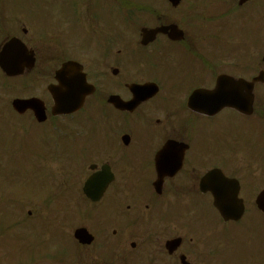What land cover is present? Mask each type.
Masks as SVG:
<instances>
[{
  "label": "flooded vegetation",
  "instance_id": "af4514ba",
  "mask_svg": "<svg viewBox=\"0 0 264 264\" xmlns=\"http://www.w3.org/2000/svg\"><path fill=\"white\" fill-rule=\"evenodd\" d=\"M85 2L88 5L74 6L71 0L70 6V0H61L62 8L49 10V21L56 27L68 24L77 28L80 43L76 60L93 63L95 69L93 75L87 73L95 85V92L89 96L92 98L87 99L98 111L100 122L89 140L82 139L87 144L80 151L78 173L87 170L88 176L98 174L100 184L106 177L112 178L97 202L87 199L82 188L79 196L75 183L52 190L55 202L69 199L71 191L79 201L101 206L107 215L104 230L90 231L93 239L89 245L70 240L76 249L74 257L81 264L100 263L103 247L109 249V264H212L218 254L210 247L208 254L205 252L206 238L213 230L220 232V227L204 229V207H208V222L223 227L238 224L240 228L239 251L229 254L228 247L220 248L222 264H264V212L256 205L257 197L264 192V167L260 165L264 159L244 154L243 148L229 139V133L236 129L223 123L225 115L249 126L256 114L264 121V107L257 108L258 91L264 90V85H254L250 116L232 109L216 111L215 107L205 115L196 110L201 105L208 110V103L201 104L200 97L189 105L187 101L193 91L213 89L221 74L251 80L264 68L259 63L245 71L244 64L232 55L212 56L208 54L211 43L202 37L195 45L186 39L183 45L173 46L161 36L160 44L173 50L167 67L149 64L150 55L141 52L140 41L127 44L124 60H114L113 10L108 7V12H101L89 5L97 0ZM15 11L13 15L20 18L26 8ZM10 14L0 13V21ZM197 14L193 11L189 18ZM6 22L9 25L11 20ZM191 33L187 28L186 34ZM7 36L0 37V45ZM44 41L50 47L42 61L48 62H59L67 46H76L73 38L63 39L57 30ZM110 97H114L112 104L108 102ZM102 169L104 175H100ZM213 170L237 182L232 188L223 187L219 195L225 201L236 197L241 200L244 211L237 222L222 219L214 207L210 185L208 191L201 190L202 178ZM59 245L55 236L48 248L58 249Z\"/></svg>",
  "mask_w": 264,
  "mask_h": 264
},
{
  "label": "rangeland",
  "instance_id": "374dc122",
  "mask_svg": "<svg viewBox=\"0 0 264 264\" xmlns=\"http://www.w3.org/2000/svg\"><path fill=\"white\" fill-rule=\"evenodd\" d=\"M137 3H142L143 0H135ZM157 0H146V2L151 3ZM230 0H226L225 3H229ZM32 6L35 8H52L55 7L54 0H32ZM239 26H231L230 32L235 42L227 43L224 49V53H229L237 58V61H241L243 57L251 59L252 55L249 57L247 55H238L236 50L241 45L245 48L251 47L253 50L254 46L252 42H255L256 28L253 27L254 23H264V12L260 13L259 10L254 8L246 9L245 12L240 11L237 13ZM253 16V17H252ZM256 17V18H255ZM121 27L118 26L117 29ZM229 31L226 26H222V31ZM245 35V37L242 36ZM240 36L249 41L240 40ZM262 43V42H261ZM41 46V45H40ZM233 47L234 49H232ZM220 51V50H219ZM217 54V53H216ZM44 63H38L37 67L30 73L22 75L17 79L2 81L0 78V104L3 106H9V102L13 98H20L26 96H39L43 97V92L45 86L51 81L52 73H50L55 66L50 70L48 66V74H42L44 68ZM53 66V65H52ZM49 77L48 82L44 86V81ZM6 79V78H4ZM18 80V81H17ZM15 84H13V82ZM31 88L33 89L31 91ZM25 94V95H24ZM4 112V110H3ZM2 111L0 110V114ZM6 115L8 119L2 117L8 122L9 130L4 126H1L0 130V264H35L36 255L41 257L42 253H36L35 250L39 245L47 246V238L54 231L57 238L60 240V245L58 249L51 250L47 247L48 259L51 264H72L69 263V259L75 255L76 249L71 244L69 239L66 237L67 234H72L74 228L86 223L87 219L81 220L82 214L88 211V208L83 205V202L78 201V196L69 191V196H74V200L70 199L66 207H56L55 200L53 202L49 201V206L53 207L54 213H49L51 209L49 206L44 205L42 202L48 201L51 194L47 190L48 182L43 185L38 184L41 180L40 175L48 170V167L37 172V166L45 163V159H41L35 155L31 147L30 142L32 134L28 128L23 130V126L31 125V121L27 115L22 120H14L15 124L21 129L19 133L20 139L24 142L19 148V152L16 154H11L8 151V146H11L12 131H10L11 123L15 118L9 109L6 110ZM11 118V119H10ZM74 117L73 119H75ZM224 124L228 125V128H234L236 131L234 133H229V139H233L237 142L246 155H250L253 158L260 157L264 159V131L259 125L258 121L252 120L249 122L250 126L243 124V121L239 118L231 115H225ZM19 139V140H20ZM35 139V138H34ZM17 140V139H16ZM39 141V138L35 139ZM33 145V143H32ZM66 145L62 144V152L60 155L65 154ZM67 155L71 158H75L77 155L76 150L67 151ZM82 157V156H81ZM80 157V158H81ZM252 161V159H250ZM264 167V162H261ZM49 165V162L47 163ZM77 166L75 169L78 170V161L75 162ZM54 165H52L53 167ZM59 168V166H58ZM69 169L70 168L68 166ZM55 173V171L53 170ZM58 174H55V180L60 188L61 180ZM78 187H76L77 189ZM35 198L38 201L36 202ZM81 203L82 205H77ZM31 212L29 215L28 212ZM20 212L21 214L19 215ZM65 221L60 220L61 216ZM51 216V217H50ZM54 216V227L58 228L61 223V229L54 228L51 222H47L46 218H51ZM101 217H107L106 214L96 211L93 214V218L98 220ZM44 219L43 221L41 220ZM25 219V221L23 220ZM92 223V221H90ZM213 222H208V207H204V229L210 228ZM93 224V223H92ZM194 228V224L192 221ZM65 233V234H64ZM237 235V234H236ZM54 235L52 234V240H54ZM237 237L234 241L228 240V244L225 246L229 248V254L231 252L238 253L239 243ZM218 241V237L212 234L210 236V242L214 243ZM208 243V238H206ZM208 246V244H206ZM39 247L38 251L41 249ZM56 262H55V261ZM91 261V258H89ZM39 264H48V260L44 257V261H38ZM76 264V263H73ZM234 264H239L235 262Z\"/></svg>",
  "mask_w": 264,
  "mask_h": 264
},
{
  "label": "water",
  "instance_id": "95a60500",
  "mask_svg": "<svg viewBox=\"0 0 264 264\" xmlns=\"http://www.w3.org/2000/svg\"><path fill=\"white\" fill-rule=\"evenodd\" d=\"M28 103H29V102H22V101H15V102H14L15 105L20 104L21 106H22V105H23V106H26V105H28ZM78 232H83V231L80 230V231H78Z\"/></svg>",
  "mask_w": 264,
  "mask_h": 264
}]
</instances>
